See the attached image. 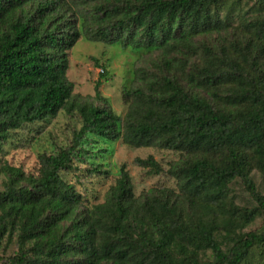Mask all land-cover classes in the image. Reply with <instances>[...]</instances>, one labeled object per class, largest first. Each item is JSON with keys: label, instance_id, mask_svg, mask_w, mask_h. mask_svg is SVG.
<instances>
[{"label": "trees", "instance_id": "trees-1", "mask_svg": "<svg viewBox=\"0 0 264 264\" xmlns=\"http://www.w3.org/2000/svg\"><path fill=\"white\" fill-rule=\"evenodd\" d=\"M227 1L0 0V146L60 110L80 121L30 173L8 167L0 241L16 232L17 252L7 264H244L264 246V228L240 234L227 252L214 237L264 210L251 177L264 172V12L246 10L233 27L220 13ZM223 32L234 37L203 39ZM81 35L157 55L155 71L137 69V85L124 90V116L72 92L68 51ZM118 139L176 152L166 172L178 191L136 197L121 164L104 200L84 205L75 181L106 173L94 161L106 149L94 144ZM133 163L162 172L151 155ZM238 180L255 205L233 201Z\"/></svg>", "mask_w": 264, "mask_h": 264}, {"label": "rangeland", "instance_id": "rangeland-1", "mask_svg": "<svg viewBox=\"0 0 264 264\" xmlns=\"http://www.w3.org/2000/svg\"><path fill=\"white\" fill-rule=\"evenodd\" d=\"M228 0L221 7V16H230V24L236 26L246 10L248 13L264 12V1L254 3L253 0H241V3L231 7ZM223 36L234 37L233 32L214 33L211 38L203 37L210 44H215ZM69 68L67 79L72 83L74 94L82 97L90 96L97 104H108L118 115L124 116L126 103L123 101L125 89H131L137 85V69H151L155 71L157 55L145 56L144 53L133 51L129 48L122 49L119 46L107 45L101 42L88 41L82 35L75 45L68 51ZM181 56V55H180ZM152 67V68H151ZM104 70V72H103ZM99 83V98L95 97V84ZM80 121L76 113L68 114L60 110L56 116L44 121L26 125L13 133L7 141L0 146V192L7 179L8 167H19L25 173H30L38 167V156L41 153H50L69 143L72 130L79 128ZM96 147L105 148L106 153H96L94 161L101 163L100 170L106 173L90 176L81 175V182L75 181V187L80 191L82 203L90 206L104 200L109 187L114 184L121 164L125 165L133 186L136 197L146 194L153 188L165 186L175 192L178 186L174 178L170 177L166 169L171 161L179 155L168 149L156 147L133 148L125 145L120 139L113 142L96 141ZM151 155L162 167L158 175L148 172L133 163L134 158H145ZM72 172H65L64 178L73 181ZM254 188L264 197V172L253 169L251 172ZM74 182V181H73ZM229 194L238 206H253L254 199L249 195L244 185L238 180L232 183ZM264 228V210L258 211L248 222L237 220L234 232L217 230L214 237L221 244L224 252L236 241L240 234L248 231H260ZM227 238V239H226ZM229 238V239H228ZM17 233L4 237L0 241V264H7L8 259L17 252ZM27 247L32 243L28 242ZM264 246L255 247L254 252L247 258L244 264H263Z\"/></svg>", "mask_w": 264, "mask_h": 264}]
</instances>
